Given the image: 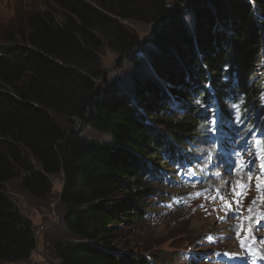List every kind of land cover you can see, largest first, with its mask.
<instances>
[{"label": "trees", "instance_id": "1", "mask_svg": "<svg viewBox=\"0 0 264 264\" xmlns=\"http://www.w3.org/2000/svg\"><path fill=\"white\" fill-rule=\"evenodd\" d=\"M173 1L45 0L0 42V260H27L37 244L6 184L20 178L43 197L53 189L51 176L64 171V222L75 238L56 244L60 264H155L117 248L115 237L124 224L143 220L159 154L203 123L192 100L223 115L225 100L257 98L254 105L264 109V72L256 68L263 44L256 14L264 21V0H254L256 12L233 0ZM130 21L154 24L149 59L156 77L133 72L125 94L105 87L101 54L116 51L119 67L136 54L142 41ZM76 120L113 141L87 138Z\"/></svg>", "mask_w": 264, "mask_h": 264}, {"label": "rangeland", "instance_id": "2", "mask_svg": "<svg viewBox=\"0 0 264 264\" xmlns=\"http://www.w3.org/2000/svg\"><path fill=\"white\" fill-rule=\"evenodd\" d=\"M233 1L247 2L256 12L254 0ZM169 3L176 5L171 0ZM184 6L187 7V4ZM44 7L45 0H0V42L4 43L8 34L25 24L29 13ZM187 15L186 22L190 25V14ZM256 17L263 42L259 52L261 59L256 62V68L262 74L264 21L257 14ZM125 24L141 39L142 46L122 67L118 66L119 54L116 51L107 47L103 49L101 61L108 75V83L104 84L105 81L101 79L98 84L128 94L134 86L133 72L142 78L156 77L149 59L150 50L155 48L149 40L155 28L153 23L142 21ZM208 91L210 93L212 89ZM260 99L264 106V95ZM255 101L235 103L225 100L226 116L212 104H204L198 97L192 100V105H202L200 114L203 123L199 131L186 136L184 143L173 142L171 151L159 154L160 159L147 179L148 186L153 190L148 195L143 220L124 224L118 229L115 237L117 248L148 255L155 264H232L234 259H239L243 250L241 242L244 241L246 245L250 241L253 249L255 246L254 250L247 251L251 252L252 264H263L264 219L261 217H264V170L260 165L264 164V109H258ZM176 105L174 117L180 118L184 110L181 102ZM234 105L239 107V113ZM54 116L67 126L65 117L59 113H54ZM75 128L91 140L113 141L108 134L79 120L75 121ZM241 160L244 161L243 167L238 163ZM223 164L227 168L231 165L239 167L246 178L252 177L241 195L235 194L241 192L236 181L238 177L231 175V181L226 183L230 179L227 173L229 169H222ZM215 174L223 175V185L213 183ZM51 180L53 189L43 197L29 193L22 187L20 178L6 184L19 210L32 221L37 244L27 260H0V264H60L56 244L72 240L75 236L64 222L66 207L61 201L62 173L52 175ZM257 184L261 186L257 187ZM250 208L254 211L253 215ZM247 217H252V220L245 219ZM230 220L238 229L236 237H233ZM257 220L260 222L256 223ZM250 227L251 237H248Z\"/></svg>", "mask_w": 264, "mask_h": 264}, {"label": "bare ground", "instance_id": "3", "mask_svg": "<svg viewBox=\"0 0 264 264\" xmlns=\"http://www.w3.org/2000/svg\"><path fill=\"white\" fill-rule=\"evenodd\" d=\"M224 166H225V165L223 164L222 169L225 170L227 167H224ZM227 169H229V171H227V173L229 174L230 179L227 178V177H225L226 179H229L226 183H228V182L231 181V175H235L236 178L238 177V179H237L236 181H239L241 184H244V185H249L250 181L248 180V178H246L245 173H244L243 170H241L239 167H234L233 165H231L230 168H227ZM213 175H214V174H213ZM201 177H202V176H201ZM209 177H211V175H210ZM202 178H203V177H202ZM214 179H216V180L214 181ZM223 180H224L223 175H217V174H215V176H214V178H213V183H218V185H219V184L223 185ZM203 182H204V178H203ZM215 185H217V184H215ZM253 212H254V211H251V215H253ZM229 222H232V221L230 220ZM195 223L198 224L197 221H195ZM232 227H233V230H232V232H233V237H234V236L236 237L237 232H238V229L235 227V225H234L233 222H232ZM251 230H252V229H251ZM247 236H248V237H251V232H247ZM249 239H250V238H249ZM229 240H230V238L227 239L226 242H228ZM247 242H248L249 244L244 245V246L242 247L243 250L241 251V254H239V256H241V257H244L245 255H247V251H251V249H253V247H252L253 244H251L250 241H247ZM256 246H257V245H256ZM254 249H255V246H254ZM254 249H253V250H254ZM257 249H259V248L257 247L256 250H257Z\"/></svg>", "mask_w": 264, "mask_h": 264}, {"label": "snow or ice", "instance_id": "4", "mask_svg": "<svg viewBox=\"0 0 264 264\" xmlns=\"http://www.w3.org/2000/svg\"><path fill=\"white\" fill-rule=\"evenodd\" d=\"M197 103H199V101H197ZM233 107H236V108H237V113H239V107H238V106H235V105H234ZM213 123H215V121H213ZM238 163L240 164L241 167L244 166V161H243V160L239 161ZM260 167H261L262 170H264V164H261ZM248 179H249V181H251V180H252V177L249 176ZM237 185L241 188V192H236L235 194H236L237 196H239V195H241V194L243 193V190H244V188L247 187V185L241 184L239 181H237ZM260 186H261L260 184H257V187H260ZM233 191L235 192V189H234ZM199 194H200V193H196V195H199ZM253 204H255V200L253 201ZM229 207H231L230 204H229ZM249 211H251V208L249 209ZM245 219L252 220V217H247V218H245ZM261 219H264V217H261ZM255 222H256V223H259L260 221L257 220V221H255ZM248 231L251 232V227L248 229ZM238 234H239V233H238ZM241 243H242V246L245 245V242H244V241H242ZM258 251H259V250H257V252H258Z\"/></svg>", "mask_w": 264, "mask_h": 264}, {"label": "water", "instance_id": "5", "mask_svg": "<svg viewBox=\"0 0 264 264\" xmlns=\"http://www.w3.org/2000/svg\"><path fill=\"white\" fill-rule=\"evenodd\" d=\"M62 175H63V189H62V193H63L64 187H65V184H66V181H65V172L64 171H62Z\"/></svg>", "mask_w": 264, "mask_h": 264}]
</instances>
